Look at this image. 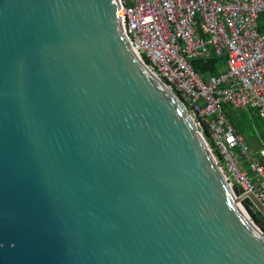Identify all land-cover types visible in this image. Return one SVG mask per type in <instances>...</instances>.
Wrapping results in <instances>:
<instances>
[{
  "label": "water",
  "instance_id": "water-1",
  "mask_svg": "<svg viewBox=\"0 0 264 264\" xmlns=\"http://www.w3.org/2000/svg\"><path fill=\"white\" fill-rule=\"evenodd\" d=\"M118 11L0 0V264H264L263 231Z\"/></svg>",
  "mask_w": 264,
  "mask_h": 264
},
{
  "label": "built area",
  "instance_id": "built-area-1",
  "mask_svg": "<svg viewBox=\"0 0 264 264\" xmlns=\"http://www.w3.org/2000/svg\"><path fill=\"white\" fill-rule=\"evenodd\" d=\"M118 1L134 52L183 101L238 203L264 222L249 198L264 209V142L254 150L225 111L264 120V0ZM222 55L225 67L207 81L190 62Z\"/></svg>",
  "mask_w": 264,
  "mask_h": 264
},
{
  "label": "trees",
  "instance_id": "trees-1",
  "mask_svg": "<svg viewBox=\"0 0 264 264\" xmlns=\"http://www.w3.org/2000/svg\"><path fill=\"white\" fill-rule=\"evenodd\" d=\"M191 64L200 77L207 81L210 77L216 76L226 65V56H213L210 58L192 59ZM228 120L237 128L238 132L245 136L247 142L256 150L261 141L264 142V120L253 114L252 110L236 111L229 105H225ZM207 137V136H206ZM238 193V189L235 188ZM247 207V206H246ZM249 211V210H248ZM252 220L264 229L262 216L258 213L249 212Z\"/></svg>",
  "mask_w": 264,
  "mask_h": 264
},
{
  "label": "rangeland",
  "instance_id": "rangeland-1",
  "mask_svg": "<svg viewBox=\"0 0 264 264\" xmlns=\"http://www.w3.org/2000/svg\"><path fill=\"white\" fill-rule=\"evenodd\" d=\"M250 215V214H249ZM261 228V227H260ZM261 230L263 231V233H264V229L263 228H261Z\"/></svg>",
  "mask_w": 264,
  "mask_h": 264
}]
</instances>
